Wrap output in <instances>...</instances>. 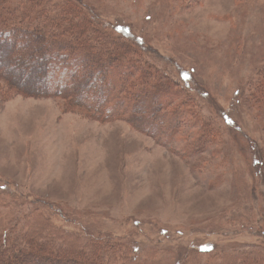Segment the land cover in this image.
<instances>
[{"label":"rangeland","instance_id":"obj_1","mask_svg":"<svg viewBox=\"0 0 264 264\" xmlns=\"http://www.w3.org/2000/svg\"><path fill=\"white\" fill-rule=\"evenodd\" d=\"M48 1L112 30L193 118L165 140L131 112L40 96L27 67L0 79L2 239L93 240L110 264H264V0Z\"/></svg>","mask_w":264,"mask_h":264},{"label":"trees","instance_id":"obj_2","mask_svg":"<svg viewBox=\"0 0 264 264\" xmlns=\"http://www.w3.org/2000/svg\"><path fill=\"white\" fill-rule=\"evenodd\" d=\"M23 1L22 5H12V0H0L1 80L27 67L38 75L40 96L75 95L76 106L93 112L91 115L115 118L131 112L130 120L148 122L151 127L146 126V130L165 134V140L168 135L176 136L181 125L193 118L186 109L189 99L182 100L181 92L165 78L160 81L156 69L142 67L128 53L131 46L119 43L112 30L104 32L84 18L74 22L79 16L76 5L57 4V11L51 12L48 0ZM38 17L42 22L31 24ZM16 38L28 43L21 45L22 53L17 57ZM263 75L264 71V80ZM130 79L131 84L126 85ZM7 233L4 239L0 235V264H110L104 259V247L93 240L55 247L48 237L43 242L37 239L43 233L21 237ZM21 239L24 241L18 243Z\"/></svg>","mask_w":264,"mask_h":264},{"label":"bare ground","instance_id":"obj_3","mask_svg":"<svg viewBox=\"0 0 264 264\" xmlns=\"http://www.w3.org/2000/svg\"><path fill=\"white\" fill-rule=\"evenodd\" d=\"M33 75V74H32ZM32 75L28 76L26 80L30 79L32 77Z\"/></svg>","mask_w":264,"mask_h":264}]
</instances>
